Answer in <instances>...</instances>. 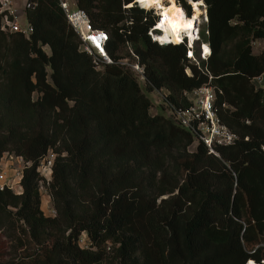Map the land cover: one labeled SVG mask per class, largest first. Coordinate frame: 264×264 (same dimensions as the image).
Masks as SVG:
<instances>
[{
    "label": "trees",
    "instance_id": "obj_1",
    "mask_svg": "<svg viewBox=\"0 0 264 264\" xmlns=\"http://www.w3.org/2000/svg\"><path fill=\"white\" fill-rule=\"evenodd\" d=\"M75 1L109 34L113 63L102 69L57 0L27 11L28 38L0 31V157L31 162L19 193L0 190L11 248L0 246V264H264V86L254 81L264 75V42L252 49L264 40V0H193L206 6L210 47L199 65L184 45L152 40L153 16L126 6L132 0ZM126 42L172 101L187 105L183 91L214 86L219 118L239 139L218 156L201 143L191 149L190 132L151 114L119 62ZM49 149L54 216L42 210L37 170Z\"/></svg>",
    "mask_w": 264,
    "mask_h": 264
},
{
    "label": "built area",
    "instance_id": "obj_2",
    "mask_svg": "<svg viewBox=\"0 0 264 264\" xmlns=\"http://www.w3.org/2000/svg\"><path fill=\"white\" fill-rule=\"evenodd\" d=\"M57 1L63 10L68 23L76 32L80 40L81 48L92 57L95 68L102 69L105 65L113 63V60L108 56L105 49L109 34L103 29L95 28L91 24L87 12L78 7L75 0L73 3H69L67 0ZM162 2L163 4H168L169 0H163ZM175 2L183 7L186 16L191 15L192 6L189 0H186V2L190 7V12L187 11V8L179 0H175ZM36 4V0H0V31L7 34H20L28 38L33 32V26L28 20L27 11L33 9ZM133 5L151 12L154 20L147 33L152 40L156 41L158 44L184 45L187 60L195 65H199L201 61L207 60L210 55V47L207 39L203 40L201 36L203 33L207 36L208 31L206 28L205 30H201L199 19L195 22L192 28L193 47L190 46L188 42L189 36L187 32H183L181 41L178 43H162L159 40L162 31L157 27V24L162 19L160 15L161 12H158V9L156 8L142 7L139 0H132V2L126 6ZM202 6L205 7L203 18L206 24V6L205 4H202L201 7ZM203 45L208 47V50L205 52L201 50ZM126 47L132 56V60L128 61L125 58H122L119 62L129 67L137 77V80L143 81L146 89L147 86L151 87L148 90H153L155 92L156 103L161 107L166 108L170 113L165 117L189 131L195 142L203 144L210 153L218 156V147L232 145L239 139V135L219 118L218 108L216 106L217 90L214 86L210 83H205L191 91L185 90L182 92V96L188 101V104L182 105L180 102L176 103L171 100L169 96L170 91L167 88L155 87L147 82L144 64L139 62V57L133 52L128 42H126ZM185 72L186 74H190V69L186 68ZM209 78H211V76H209ZM254 81L257 84L264 86V75L255 77ZM151 109L152 103L149 111ZM151 114L155 115L156 113ZM54 157L55 153L52 149H49L37 166V170L42 177L39 181L40 193L41 186L44 183L48 184L51 179V168ZM29 165H31V162L26 161L22 156L16 155L12 152H4L0 157V190L6 187L15 193H19L21 191L20 179L22 171ZM9 170H11L10 174L8 172ZM47 196L48 202L50 203L47 211L50 212L49 215L54 216L56 211L53 207L51 196L50 194ZM43 212L48 215L44 210ZM78 241L80 244L81 240ZM87 246L88 245L85 247Z\"/></svg>",
    "mask_w": 264,
    "mask_h": 264
},
{
    "label": "bare ground",
    "instance_id": "obj_3",
    "mask_svg": "<svg viewBox=\"0 0 264 264\" xmlns=\"http://www.w3.org/2000/svg\"><path fill=\"white\" fill-rule=\"evenodd\" d=\"M163 0H146L147 3H150L151 7L144 8H156L158 12H161L160 15L162 19L157 24V27L162 31V34L159 36L161 41L164 37H167L164 42H173L178 43L181 41L183 32L188 33V42L190 46L193 47V33L192 28L197 21V18L200 14L204 13L201 11V5L204 4L201 1L195 2L189 0L192 6V12L190 16L185 15L183 7L179 6L175 0H169L168 4H163ZM141 2V0H139ZM158 5V6H157ZM200 6V7H199ZM190 17V18H189ZM201 50L204 52L208 50L206 45L201 47ZM249 264H253L250 262Z\"/></svg>",
    "mask_w": 264,
    "mask_h": 264
},
{
    "label": "rangeland",
    "instance_id": "obj_4",
    "mask_svg": "<svg viewBox=\"0 0 264 264\" xmlns=\"http://www.w3.org/2000/svg\"><path fill=\"white\" fill-rule=\"evenodd\" d=\"M67 1L69 3H73L74 2V0H67ZM204 9H205V7L202 6L201 7V11L204 12ZM203 14L204 13L200 14L199 17L197 18V20L199 19V21L201 23V25H200L201 26V30H205V28H206V24H205V21H204V18H203ZM191 17H192V15H191ZM201 37H202L203 40L206 39V36L204 35V33L202 34ZM263 42H264V40H262V39H257V40L252 42V49H253L254 53H257L261 49V47L263 45ZM43 48H44V50L46 52H49V49H48L47 46H44ZM120 54L123 55V57L126 60H128V61L132 60V56H131V54L128 51L126 46L123 47L122 50H120ZM138 82H139L140 87L142 88V91L145 93V95L150 99V101L152 103V109L150 110V112L151 113H156V114H162L164 116H168L170 114L169 111L166 108L161 107L160 105H158L156 103V94H155V92L153 90L146 89L145 86H144L143 81L138 80ZM196 144H197V142L194 141L193 146L191 147V149H193ZM8 172L10 174L11 170H9ZM48 194H49V192H48V189H47V184L44 183L41 186V207L48 214V216H51V215H49L50 212L47 211L48 208H49V205H50V203L48 202V196H47ZM79 240H81V242H80L81 246L85 247L86 245H89V240H88V237L86 236V233L82 232L80 237H79ZM9 245H10V242H9L8 238H6L5 236H3L0 233V246H4L3 251H5L6 253L9 251V249H11V248L8 249ZM30 247H29V250H30ZM19 252H23V248L19 249Z\"/></svg>",
    "mask_w": 264,
    "mask_h": 264
},
{
    "label": "clouds",
    "instance_id": "obj_5",
    "mask_svg": "<svg viewBox=\"0 0 264 264\" xmlns=\"http://www.w3.org/2000/svg\"><path fill=\"white\" fill-rule=\"evenodd\" d=\"M141 6H142V7H151L152 5H151L150 3H147L146 0H141ZM157 6H158V5H157ZM166 39H167V37H164V38L161 40V42L163 43L164 40H166Z\"/></svg>",
    "mask_w": 264,
    "mask_h": 264
},
{
    "label": "water",
    "instance_id": "obj_6",
    "mask_svg": "<svg viewBox=\"0 0 264 264\" xmlns=\"http://www.w3.org/2000/svg\"><path fill=\"white\" fill-rule=\"evenodd\" d=\"M253 264H254V262H253Z\"/></svg>",
    "mask_w": 264,
    "mask_h": 264
},
{
    "label": "crops",
    "instance_id": "obj_7",
    "mask_svg": "<svg viewBox=\"0 0 264 264\" xmlns=\"http://www.w3.org/2000/svg\"><path fill=\"white\" fill-rule=\"evenodd\" d=\"M43 209V208H42Z\"/></svg>",
    "mask_w": 264,
    "mask_h": 264
}]
</instances>
